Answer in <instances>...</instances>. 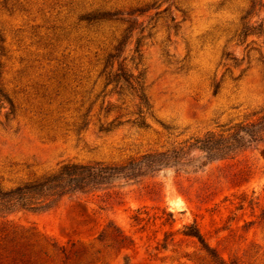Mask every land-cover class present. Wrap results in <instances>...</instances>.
<instances>
[{"label": "rangeland", "instance_id": "1", "mask_svg": "<svg viewBox=\"0 0 264 264\" xmlns=\"http://www.w3.org/2000/svg\"><path fill=\"white\" fill-rule=\"evenodd\" d=\"M250 1L0 0L1 85L14 104L0 109V190L67 162L164 158L48 210L1 213L4 264H213L173 233L192 223L225 262L264 264V136L222 158L194 148L209 136L244 137L264 117V0ZM97 13L112 16L86 19ZM123 38L114 69L123 61L143 73L151 109L142 128L128 122L135 93L102 73ZM116 117L121 125L99 131ZM108 225L131 245L99 241ZM17 242L25 256L15 260Z\"/></svg>", "mask_w": 264, "mask_h": 264}, {"label": "trees", "instance_id": "2", "mask_svg": "<svg viewBox=\"0 0 264 264\" xmlns=\"http://www.w3.org/2000/svg\"><path fill=\"white\" fill-rule=\"evenodd\" d=\"M256 2L257 0L250 1L251 8L257 4ZM259 2L260 0L258 3ZM108 16L112 15L97 13L90 14L86 19H107L106 17ZM260 27L261 25L259 24L251 29L260 30ZM248 30L249 28L243 26L239 36H247ZM129 31V29L126 30L127 33H129ZM124 43L125 39L123 38L118 42V45L115 48V53L108 54L104 62L102 73L106 85H113L114 87L121 85L135 93L137 104L136 112L133 113V115H135L136 118L132 121L128 120V122L142 128L145 125L143 110L148 111L151 109L144 89L143 73L142 71H138L137 75H135L133 71L123 64V61L117 62V68L114 69V63L117 61V58H119ZM138 47V43H136L134 53L137 54L138 60L140 61L141 56ZM2 51V47L0 46V56L2 55ZM2 69L3 67L0 62V109L5 108L4 105H7L9 114H11L14 109V104L1 85ZM106 112L108 113L109 111L107 110ZM119 120L120 117H116L106 125H99V131L105 133L112 131L117 126L121 125ZM241 131L244 134V137H241L238 134L232 135L226 139L209 136L204 140L196 141L194 148L205 153L208 159H214L215 157L222 158L227 152L243 149L246 147L247 143L253 142L256 137L262 140V137L264 136V117L258 125L251 126L250 128H242ZM163 160L164 158L159 156H146L137 163H128L121 166L105 165L102 163L79 164L67 162L60 165L57 170L45 174L35 180L20 184L7 191L0 190V214L11 213L17 209L45 211L54 207L63 197L91 193L101 190L115 181L131 180L142 176L145 172L151 171L153 167L161 166ZM141 166H144V171L140 168ZM169 217H171V224L174 223L173 215L169 214ZM137 219H139V217H137L136 220ZM168 221L169 220H165V223H168ZM15 233L16 232L12 233V243H15ZM173 233H178L184 238L194 239L199 244L201 250L206 253L207 258L211 263L232 264L227 263L218 257L215 250L209 245L203 234L200 232L196 223L185 224L182 226L181 230H176ZM107 239H110L115 244L121 245V248L131 245L129 244L130 240L128 241V238L124 236L122 232L111 225L106 226L98 235L99 241ZM1 246L2 245H0V249L4 250ZM14 248L13 256L15 257V260L17 258H24V245L17 242ZM8 257L9 256H6L5 258ZM1 260L2 257L0 255V264H4Z\"/></svg>", "mask_w": 264, "mask_h": 264}]
</instances>
